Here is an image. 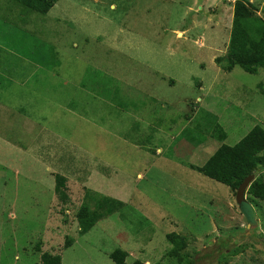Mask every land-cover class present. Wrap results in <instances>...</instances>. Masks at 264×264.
Returning a JSON list of instances; mask_svg holds the SVG:
<instances>
[{
  "label": "rangeland",
  "instance_id": "obj_1",
  "mask_svg": "<svg viewBox=\"0 0 264 264\" xmlns=\"http://www.w3.org/2000/svg\"><path fill=\"white\" fill-rule=\"evenodd\" d=\"M244 1L264 17V0ZM234 3L58 0L41 14L0 0V45L49 49L45 58L62 63L64 76L85 71L77 96L57 80L55 88L63 93L41 91L56 97L46 110L53 120L15 116L39 115L38 100L46 99L31 93L37 83L28 69L20 75L28 72L29 89L0 100V264H42L43 252L61 255L62 264H116L109 257L116 249L129 253V264H178L166 237L173 232L188 240L187 262L264 264V202L246 195L240 203L230 187L190 167L203 165L222 144L213 137L217 124L227 132L228 145L254 126L264 127V67L256 74L239 66L227 72L215 60L227 53ZM11 60L0 54V73L15 74L5 64ZM70 63L73 73L65 69ZM107 81L117 82L112 97L104 93ZM129 83L148 89L130 93ZM66 106L85 119L69 114L62 120ZM147 124L153 136L144 135L143 142L150 151L123 146V138ZM185 127L188 134L179 136ZM64 137L75 151L45 145L60 147ZM184 141L199 145L197 158L179 149ZM61 154L69 163L58 162ZM57 173L67 178L68 204L55 193ZM86 188L126 205L79 235L76 216ZM244 204L252 207L255 224L243 214ZM68 238L74 241L66 248Z\"/></svg>",
  "mask_w": 264,
  "mask_h": 264
},
{
  "label": "trees",
  "instance_id": "obj_2",
  "mask_svg": "<svg viewBox=\"0 0 264 264\" xmlns=\"http://www.w3.org/2000/svg\"><path fill=\"white\" fill-rule=\"evenodd\" d=\"M12 1L20 3L30 11L47 14L58 0ZM215 60L218 66L227 72L232 71L235 66H239L247 73L256 74L260 68L264 67V17L258 14L254 5L244 0H235L227 53ZM187 117L189 116L187 115ZM214 131L213 137H217L222 144L203 165L190 164V167L217 182L227 185L236 196L244 180L258 171L259 174L246 189L242 200L248 195L254 200L264 202V127L261 125L254 126L235 145L224 143L228 134L220 124H217ZM187 134L188 129L186 127L181 135ZM67 188V178L62 174H55V193L63 204H68L71 200ZM125 205L126 203L122 200L98 194L86 188L84 200L76 216L79 235H85L100 220L121 211ZM166 237L172 244L169 255L174 257L178 264H196L197 259L189 262L185 259L187 256H185L184 251L188 247V240L185 236L173 232L167 234ZM73 241V238H68L65 247L71 246ZM128 256L129 253L123 249H116L109 255L116 264H129L127 263ZM41 263L62 264V257L59 254L43 252L41 253ZM131 264L147 263L136 260Z\"/></svg>",
  "mask_w": 264,
  "mask_h": 264
},
{
  "label": "crops",
  "instance_id": "obj_3",
  "mask_svg": "<svg viewBox=\"0 0 264 264\" xmlns=\"http://www.w3.org/2000/svg\"><path fill=\"white\" fill-rule=\"evenodd\" d=\"M74 43L77 44L76 42H74ZM53 49H54L55 53H61L62 52L61 49L56 47V46H53ZM5 53L9 57L13 56V60L6 62L5 64L9 66V69H14L15 74L13 76H8V75H5L3 73H0V100L3 98V96H7L8 94H11V93H13V97H18V96L23 95L24 93L19 94L18 90L20 88L23 92H25L29 89V81L26 78H24L28 74L29 71H31V75H35V78L32 79V81L34 80L35 83H37L36 87H34V90L31 91V93H33L36 97H45L46 98L45 100H38V105H37L38 107H37V110L35 112L39 113V115L30 116V115H27V114L22 113V112L21 113L15 112V114H16L15 116H17V117L20 116V117H25L28 119L29 118H34V119L41 118V119H51V120L55 119V116L46 114V110H48L47 112L50 111V109H51L50 104L56 103V97L53 96L52 98H49V96H50L49 94H44L41 91H44L47 88H53L54 89L55 86H57L56 80L60 81L61 84H63V87L72 86L74 88L73 93L76 96L78 94H80V91H83V88L85 87L84 80L79 81V79H82L83 77H85L84 69L81 70L79 73L77 72L76 76H74V77H72L70 75L64 76V69L62 68V63H55L51 59H49V57L45 58V56L50 55L49 49L47 50V49H43V48L36 49V48L5 47L3 45H0V54H5ZM33 55H41V56L43 55L41 57L42 61H39V60L31 57ZM23 63H26L27 66H25ZM0 65H2L1 62H0ZM27 69H28L27 73L20 75L22 72L26 71ZM65 69H67L71 73L74 72V67L71 63L66 65ZM19 70H20V73H19ZM70 77H72V80L70 79ZM113 79H116V74L113 75ZM169 82L172 84L175 83L174 80H172V79H170ZM107 85L109 88L106 89V91L104 93H106V95H108L109 97H112L113 96L112 94L117 93V91H115V88L117 86V82L116 81L115 82H110V81L108 82L107 81ZM102 86H103L102 83H100L98 85L99 88ZM147 89H148V87L145 86V88L142 87L139 90L138 85L135 86L134 84L129 83L130 93L134 92V91L135 92L147 91ZM59 90L60 89H57V88L54 89L55 92L59 91ZM54 91H52V92H54ZM60 91L63 93L62 90H60ZM147 93H148V95L152 96V93L150 92V90ZM102 97H104V96L102 95ZM96 99L100 100L99 98H96ZM63 110L67 116H65L64 118L61 116L62 120L67 119L69 114L78 115L82 121H83V118L85 119V117H86L84 115H79V113L77 114L75 112H71L69 106L64 107ZM58 120L60 121V119H58ZM137 121H140V119ZM150 128H151V126L149 124H147V126L144 125L142 127V129L140 128V126H137L136 127L137 133L135 135L130 136L129 140L126 138H123L124 139L122 141L123 146L129 147V151H138V152L139 151H141V152L142 151H145V152L150 151L151 148H149V146H147V144H144V142H143V136L144 135H152L153 136V133L151 132ZM166 129H168V127ZM169 129H171V127H169ZM184 129H182V128H181V130L178 129L179 136L181 135V133ZM42 130H43V128L41 129V131ZM38 136H37V138H38ZM62 139L65 141V144L60 146V147H58V142H56V143L52 142V144H50V142L46 141L45 145L47 147H50V150H52V148L55 147V148L61 149L62 152H63L64 148L66 150L67 149L68 150L74 149L71 151H75L77 149L75 147L74 142L71 140L70 137L69 138L64 137ZM75 139H77V138H75ZM184 142H185V146L182 143L181 146L179 147V149L184 148L194 158H197V154L199 151V145L198 144L192 145L191 141H189V142L184 141ZM35 143L38 144L37 140L35 141ZM170 145H173V144H170ZM200 147H203V145ZM100 149L105 150L107 148L104 149V147H101ZM79 150L85 151V150L80 149V148H79ZM161 150H162L161 148H158V151H161ZM62 155L63 154H61L59 157H57L58 162H60V163L68 162L69 163L70 160L69 161L65 160L62 162ZM145 155H147V154H145ZM84 161L88 162V159L84 160ZM85 162H82V164L86 165L87 163H85ZM172 162L173 161L168 160V163L171 164ZM105 163H107L108 166H104V167L110 166L115 171H120V173H122V174L125 173V171L120 170V169L118 170L111 163L104 162L102 164L106 165ZM82 164H76V165L82 166ZM102 164L100 166H102ZM175 164H176V162H175ZM106 172L109 173V171H106ZM116 180H117V178H116ZM108 197H110V196H108ZM112 198H114V197H112Z\"/></svg>",
  "mask_w": 264,
  "mask_h": 264
},
{
  "label": "water",
  "instance_id": "obj_4",
  "mask_svg": "<svg viewBox=\"0 0 264 264\" xmlns=\"http://www.w3.org/2000/svg\"><path fill=\"white\" fill-rule=\"evenodd\" d=\"M259 174V172H255L253 174H251L250 176H248L244 182L241 184V186L238 189L237 192V199L240 203H245V200H242V197L245 194L246 189L248 188V186L250 185V183L254 180V178ZM241 199V200H240ZM242 212L243 214L246 216L247 220L249 223H255V218H254V211L252 209L251 206H247L246 204H244V207H242Z\"/></svg>",
  "mask_w": 264,
  "mask_h": 264
},
{
  "label": "clouds",
  "instance_id": "obj_5",
  "mask_svg": "<svg viewBox=\"0 0 264 264\" xmlns=\"http://www.w3.org/2000/svg\"><path fill=\"white\" fill-rule=\"evenodd\" d=\"M233 9H234V7H233Z\"/></svg>",
  "mask_w": 264,
  "mask_h": 264
}]
</instances>
